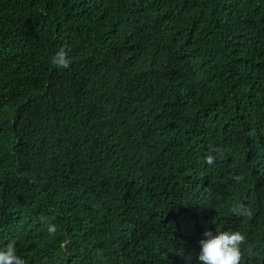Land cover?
I'll return each mask as SVG.
<instances>
[{"label": "trees", "instance_id": "trees-1", "mask_svg": "<svg viewBox=\"0 0 264 264\" xmlns=\"http://www.w3.org/2000/svg\"><path fill=\"white\" fill-rule=\"evenodd\" d=\"M206 229L264 264V0H0V249L199 264Z\"/></svg>", "mask_w": 264, "mask_h": 264}, {"label": "clouds", "instance_id": "clouds-1", "mask_svg": "<svg viewBox=\"0 0 264 264\" xmlns=\"http://www.w3.org/2000/svg\"><path fill=\"white\" fill-rule=\"evenodd\" d=\"M67 53L60 49L52 58L53 66L67 68L69 61ZM226 150L211 146L209 154L205 157L208 165H213L217 160H224ZM232 214L243 218H250L252 210L243 202L235 204L231 209ZM49 233L55 232L54 226H49ZM203 239L199 241L200 251L197 255L199 264H241L243 251L242 246L246 244L247 237L238 230H221L213 233L205 230ZM174 252L184 258L185 264H192V256L185 254L183 244L176 247ZM0 264H27V261L17 254L16 244L10 241L6 248L0 249Z\"/></svg>", "mask_w": 264, "mask_h": 264}]
</instances>
